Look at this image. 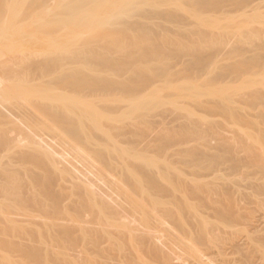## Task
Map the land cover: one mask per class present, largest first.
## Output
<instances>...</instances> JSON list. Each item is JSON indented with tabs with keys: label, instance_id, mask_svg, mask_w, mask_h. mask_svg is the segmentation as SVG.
I'll return each instance as SVG.
<instances>
[{
	"label": "bare ground",
	"instance_id": "6f19581e",
	"mask_svg": "<svg viewBox=\"0 0 264 264\" xmlns=\"http://www.w3.org/2000/svg\"><path fill=\"white\" fill-rule=\"evenodd\" d=\"M258 107L264 0H0V264H264Z\"/></svg>",
	"mask_w": 264,
	"mask_h": 264
},
{
	"label": "rangeland",
	"instance_id": "374dc122",
	"mask_svg": "<svg viewBox=\"0 0 264 264\" xmlns=\"http://www.w3.org/2000/svg\"><path fill=\"white\" fill-rule=\"evenodd\" d=\"M113 41L115 42V40H113ZM114 42H112V43H114ZM221 56H222V55L215 57V61H217L216 59H217L218 57L221 58ZM220 58H219V59H220ZM220 60H222V59H220ZM219 62H221V61H219ZM219 62H218V63H219ZM162 108H164V109L167 108V109H168V108H170V107H169V105H162ZM257 109H258V110H257ZM262 109H263V108L258 107V108H256L257 111H256V110H254V111L252 110L253 112H252L251 110L248 109V112H249V114H252V115H253V113H254L255 111H256L255 114H256L257 112L261 111L260 113H261V114H262V113L264 114V111L262 112ZM200 113H201V112H196V115H197V116H194L193 118H194V119H196V118H197V119L200 118V116L202 115V114H200ZM260 113H259V114H260ZM212 114H213V115H212ZM212 114H209V115H211L210 117H207V115H206V118H207L206 120H209V122H210V120H213V119H214V121L217 120V122H220V123L223 122V120H222V118H221V116H220L219 114H218V115H219L220 117H214V114H216V113H213V112H212ZM261 114H260V116H261ZM199 115H200V116H199ZM218 115H217V116H218ZM215 116H216V115H215ZM212 117H213V118H212ZM258 119H260V118H258ZM262 120L264 121V118H263V117H262ZM260 121H261V119H260ZM263 121H262L261 123H263ZM212 123L215 124L216 122H212ZM216 124H217V123H216ZM260 126H261V125H260ZM260 126H259V127H260ZM167 127H168V126H167ZM260 128H261V130L264 131V126H261ZM244 130L247 131L246 134L249 133V132H251L250 129H249V130H248V129H244ZM219 132H221V133L223 134L222 136H226L227 139L229 138L228 136H230V134L232 135L231 132H229L230 134H228V131H227V132L225 131L227 134L224 133V131H219ZM221 133H220V134H221ZM220 134H219V135H220ZM238 134H239V133H238ZM240 135L242 136V135H244V133L242 132V133H240ZM222 136L220 135V138H222ZM237 136H238V135L236 134V137H237ZM238 137H240V136H238ZM238 137L236 138V140H238V142H239V138H238ZM183 138H184L183 136H180V137L176 138V140L181 139V140H178V143H179L180 141H182ZM223 138L226 139L225 137H223ZM234 138H235V135H234L233 137L231 136L230 139H229V142H231L230 144H231V145L233 144L232 147H234L235 144H237V142L234 141V140H235ZM211 139H212V138H211ZM233 139H234V140H233ZM240 139H242V138H240ZM243 140H244V136H243ZM212 141H213V142H212ZM215 141H216L215 139L210 140V144H212V146H213V145H216L217 143H215ZM175 142H177V141H175ZM216 142H218V140H217ZM229 142H228V143H229ZM180 143H181V142H180ZM218 143H219V142H218ZM228 143H226V145H228ZM234 143H235V144H234ZM230 144H229V145H230ZM231 145H230V146H231ZM185 147H186V146L183 145V143H182V144L179 145L177 148H178V149H181V148H185ZM213 147H214V146H213ZM241 156H242V155H241ZM226 163H227V162L222 163V165H223V164H226ZM227 164H229V163H227ZM261 165L264 166L262 163H261ZM219 166H220V165H218V167H219ZM223 166H227V165H223ZM229 166H230V165H229ZM218 167H216V168H218ZM221 167H222V166H221ZM227 167H228V166H227ZM222 168H223V167H222ZM229 168H230V167H229ZM253 168H255V167H253ZM220 169H221V168H219V169H215L216 172L213 173L214 180H216L215 182L218 181V185H219V183H220V184L224 183L223 181H222V182L219 181V180H220L219 177H221V176L224 177L225 174H227L231 168H230V169L227 168L228 171H227L226 169H223V170L221 169L222 172H221V171L219 172ZM244 169H245V168H244ZM246 169H247V168H246ZM246 169H245V170H246ZM249 169H250V167H248V169H247L248 171H246V172H250ZM258 169H259V168H258ZM258 169L256 168V170H255V171H258L257 173L254 171L256 174H253V173H252L253 176H252L251 173H247L248 175H250V177L253 178V180L250 179L249 176H248L249 178H247V174H246V176H245V174H243V173L245 172V171L242 172L243 169L240 171V172L242 173V174L240 173V175L238 174L239 172H237V175H236V174H235L236 172L234 173V171H233V173H234L236 176H233L234 174H233L232 172H231V174H233V175H229V174H230V173H229V174H228V175L230 176L229 179H231L232 181H234L235 179L233 180V178L238 179V177H239V179H240V176H241V175H242V176L244 175V176L246 177V179H248V180L250 179V181L253 182V183H252L253 185L256 184V185H255V188H254V191H257V190L259 189V187L261 188V184H260L261 182H262V185H263L262 188H264V179H263L264 177L262 178L263 180H261V179L259 180V179H258L259 181H261L260 183H259V181H256V182L254 181V180H255V179H254V176H256L255 178H257V177H259L261 174H263V173L260 174V171H259ZM224 170H226L227 173H225V172H226V171H225V172H224V173H225L224 176H223V174L220 175L221 173H223ZM231 170H232V169H231ZM250 170H252V168H251ZM217 171H218V172H217ZM252 171H253V170H252ZM252 171H251V172H252ZM246 172H245V173H246ZM216 173H218L219 176H218ZM210 175H211V174H210ZM257 175H258V176H257ZM226 176H227V175H226ZM229 176H227V177H229ZM210 177L212 178V175H211ZM222 177H221V178H222ZM227 177L224 178V181H225V180L228 181V184L230 185V184L232 183V181L229 180ZM261 177H262V176H261ZM241 178H242V177H241ZM243 178H244V177H243ZM259 178H260V177H259ZM212 179H213V178H212ZM239 179H238V181L236 180L237 183L240 181V182H239V184H240L239 186H241V183H243L244 185L246 184V183H245V182H246V179H245V178L242 179V181L245 180L244 182H241V180H239ZM206 180H209V178L206 179ZM248 180H247V182H248ZM211 181L214 182L213 180H211ZM229 181H230V182H229ZM250 181L248 182V183H249V186H250V187H253L252 184L250 183ZM207 182H208V181H207ZM212 182H211V183H212ZM234 183H235V182H234ZM254 183H255V184H254ZM216 184H217V183H216ZM224 184L227 185L226 182H225ZM243 184H242V185H243ZM258 184H260V186H258ZM209 185H210V184H209ZM214 185H215V183H214ZM214 185H213V184H212V186L210 185L209 188H211V187L213 188ZM226 185H223V186L225 187ZM229 185H228V186H229ZM232 185H233V184H232ZM232 185H231V186H232ZM234 185H235L236 188H237L236 183H235ZM234 185H233L232 187H235ZM244 185H243V186H244ZM247 185H248V184H247ZM231 186L228 187L230 190H232V189L230 188ZM243 186H241L240 189H241ZM249 186H248V187H249ZM256 186H258L257 189H256ZM226 187H227V186H226ZM245 187L247 188V189L245 188L246 190H244V188H242L243 190H241V192L243 191L242 195H244V194H246V196L251 195V200L253 199L252 201L254 202V203L252 202L251 205L249 206V209H250V214H249V215H253L252 217H254L255 220H258V218H260V219L262 218V219L264 220V197H263V196H264V193H261V192H263V191H262L263 189H261V191L258 190V191H260V192L257 194L256 192L252 191L253 188L250 190V187L248 188L246 185H245ZM236 188H234V189H236ZM234 189H233V190H234ZM248 189H249V191H248ZM244 191H245V192H244ZM250 191H251V192H250ZM258 191H257V192H258ZM247 192H250V194H248ZM252 193H253V194H252ZM254 194H257V195H254ZM259 194H260V195L262 194L263 196H262V195L260 196ZM253 195H254V196H257V198H258V200H259V201L257 200L258 202L256 201V199H257L256 197L253 198ZM246 196L244 195V196H242V197H246ZM234 197H236V195H235ZM248 197H250V196H248ZM248 197H246V199H250V198H248ZM259 197L261 198V200H260ZM255 198H256V199H255ZM236 199H238V198H236ZM240 199H242L243 201H242V202L239 201ZM240 199H238L237 201H239L238 203H242V204H241V205L239 204V205H240L239 207H238L237 205H234L233 207H234V208H237V207H238V208H241V210H242V209L246 206L244 209H246V211H247V210H248V209H247V207H248L247 205L250 204V203L246 204L248 201L246 202V201H245V198H240ZM237 201H236V204H237ZM244 201L246 202L245 204H244ZM255 201H256V202H255ZM249 202H251V201L249 200ZM242 205H243V207H242ZM244 205H245V206H244ZM236 206H237V207H236ZM230 208H231V207H229V209H230ZM234 208H233V209H234ZM238 208H237V212H238V213H239V212H245V213H243V214H247L246 211H245L244 209H243L244 211H243V210H242V211H241V210L239 211ZM199 209H201V208H199ZM229 209H228V211L232 212V210H229ZM231 209H232V208H231ZM235 211H236V209H235ZM235 211H234V212H235ZM251 211H252L253 213H251ZM247 212H249V211H247ZM241 214H242V213H241ZM247 228H248V227H247L244 223L238 224L236 227H234V228L232 229V231H233V235H232V237H233V238H234L235 236H237V237H242V235H244L243 231L246 230ZM232 237L230 236L229 238H232Z\"/></svg>",
	"mask_w": 264,
	"mask_h": 264
}]
</instances>
